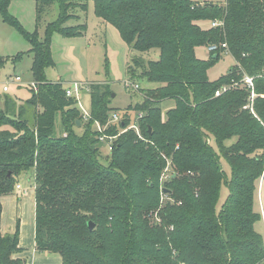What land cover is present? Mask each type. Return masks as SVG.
<instances>
[{"label":"trees","instance_id":"trees-1","mask_svg":"<svg viewBox=\"0 0 264 264\" xmlns=\"http://www.w3.org/2000/svg\"><path fill=\"white\" fill-rule=\"evenodd\" d=\"M54 2L61 12L42 38L5 15L31 45L34 86L26 102L6 98L0 107V197L16 194L21 176L33 173L36 250L62 264H264V237L255 229L263 219L255 198L264 176V0H94L96 15L132 50H159L158 59L135 57L128 67L129 76L140 71L156 84L136 105L144 116L131 122L126 113L117 123H109V85L92 86L91 113L82 119L78 99L47 80L53 33L81 36L85 26L65 24L88 9L83 0H40L38 23ZM8 3L0 0L4 13ZM198 47L217 50L203 61ZM223 52L236 64L211 81ZM168 99L176 106L162 120ZM96 124L117 136L108 165ZM224 182L229 196L218 211ZM1 217L0 204V264H23L19 223L4 235Z\"/></svg>","mask_w":264,"mask_h":264},{"label":"rangeland","instance_id":"rangeland-1","mask_svg":"<svg viewBox=\"0 0 264 264\" xmlns=\"http://www.w3.org/2000/svg\"><path fill=\"white\" fill-rule=\"evenodd\" d=\"M39 1L9 0L6 13L1 10L0 4V107L3 109H5L6 98L23 102L29 100L34 83L32 73L34 56L29 53L31 45L18 27L6 21L5 15L14 17L27 32L33 33L38 29L40 37H45L47 26L58 19L61 9L59 2L46 6L38 23ZM211 1L224 5L227 0ZM83 2L88 4L87 12L79 10L76 14L78 18H72L65 24V27L85 26L83 34L66 37L59 32H54L52 35L51 50L55 66L46 70L47 80L53 83L62 82L66 90L79 91L76 98L79 101L78 107L81 117L83 116L82 119L91 113L92 86L107 84L111 91L110 107L113 109L109 123L119 122L126 113H128L131 122H135L140 118V114L144 116L143 113L135 110L136 105L143 103L144 95H146L144 91L155 88L156 84L142 78L140 71L135 77L129 76L128 67L135 57L143 56L147 60L158 59L159 50L148 54L132 50L113 25L106 23L96 15L94 0H83ZM201 24L207 28L210 23L201 22ZM210 54L207 47L196 49V56L203 61H209ZM18 55H22L20 59H16ZM235 64L233 56L223 52L220 59L209 69V79L211 81L220 80ZM18 76L21 77L20 81H16ZM131 84H137L140 88L136 89ZM4 87H7L8 90L4 91ZM175 106L176 102L172 99L161 103L162 120L167 119L169 110ZM93 128L98 129V125H94ZM55 130L57 134L62 132V122L59 116L56 120ZM210 142L213 144L212 141ZM99 147L100 161L102 164L108 165L111 156L110 146L101 142ZM221 165L227 179L230 180L231 167L223 158H221ZM34 182L33 173H25L20 178V184L24 188L30 189L27 194L32 191ZM228 196L229 189L224 182L220 191L218 211L225 204ZM255 209L263 217L256 224L255 229L264 237V176L261 178L257 190Z\"/></svg>","mask_w":264,"mask_h":264},{"label":"crops","instance_id":"crops-1","mask_svg":"<svg viewBox=\"0 0 264 264\" xmlns=\"http://www.w3.org/2000/svg\"><path fill=\"white\" fill-rule=\"evenodd\" d=\"M17 193L0 197L2 205L1 232L13 234L17 223L20 227V247L24 250L18 257L23 264H62V259L57 255L39 253L36 250V200L35 188H24L22 184Z\"/></svg>","mask_w":264,"mask_h":264},{"label":"built area","instance_id":"built-area-1","mask_svg":"<svg viewBox=\"0 0 264 264\" xmlns=\"http://www.w3.org/2000/svg\"><path fill=\"white\" fill-rule=\"evenodd\" d=\"M219 25L220 24H217V23H213L212 24L213 27H216V26H219ZM223 47L226 48V45H223ZM208 50H209V52H215L217 50V47H211ZM20 80H21V77L18 76L16 78V81H20ZM244 81L249 85V87H251V88L253 87V80L251 78L246 77L244 79ZM131 85H133V84H131ZM33 86H34V84H33ZM133 86L136 89H139L140 88L139 85H137V84H134ZM7 90H8V88L7 87H4V91H7ZM226 90H227V88H224L222 90H218L215 95L216 96H219L223 92H225ZM78 94H79V91H77V90L74 91L73 89H67V95L70 96V97H78ZM140 117H142V116L140 115ZM97 125H98V129L97 130L102 134V136H100V141L103 142V143H107L110 146V149H112V145H113L114 141L116 140L117 136H110V135L105 134L106 127L105 128H102L99 124H97ZM130 128L131 129H135L137 132H139L138 127L135 126V125L131 126ZM169 174H170V170L168 168V169H166V171L164 172V174L162 176V181L167 180L169 178ZM20 188H21V186L18 185L17 186V189H20Z\"/></svg>","mask_w":264,"mask_h":264},{"label":"water","instance_id":"water-1","mask_svg":"<svg viewBox=\"0 0 264 264\" xmlns=\"http://www.w3.org/2000/svg\"><path fill=\"white\" fill-rule=\"evenodd\" d=\"M217 58H218V56L215 55L214 56V59H217ZM77 123H78V126L81 125V122L80 121H78ZM89 228H90L91 231H93L96 228V224L94 222H89Z\"/></svg>","mask_w":264,"mask_h":264}]
</instances>
